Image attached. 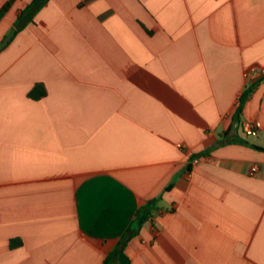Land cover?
Returning <instances> with one entry per match:
<instances>
[{"label": "crops", "instance_id": "crops-1", "mask_svg": "<svg viewBox=\"0 0 264 264\" xmlns=\"http://www.w3.org/2000/svg\"><path fill=\"white\" fill-rule=\"evenodd\" d=\"M33 1L0 0V264L123 237L130 264H264V0H46L16 28Z\"/></svg>", "mask_w": 264, "mask_h": 264}, {"label": "trees", "instance_id": "trees-1", "mask_svg": "<svg viewBox=\"0 0 264 264\" xmlns=\"http://www.w3.org/2000/svg\"><path fill=\"white\" fill-rule=\"evenodd\" d=\"M46 2V0H34L30 5H28L26 7L25 10H23L21 12V14L18 16V20L16 22V28H22L24 27L26 24H28L29 22L32 21L33 19V15L35 14V12L38 10V8L44 4ZM9 7V3L6 4L2 10L0 11V17L7 11ZM248 94V91H246L243 95V97L241 98V104L239 105V107L236 110V117L240 114L241 112V107L243 105L244 99L246 97V95ZM46 95V89L42 84H36L33 89L29 92L28 96L32 99H40L42 97H44ZM230 133L231 132H226L224 135H222V139L218 142V144H216L217 146L220 145H225L228 143H231L233 141H235V139L233 138L230 139ZM240 142H243L245 144H248L246 141L240 139ZM254 149L257 150H263L264 148L255 146V145H251ZM158 199H154V200H150L146 203V205H144L142 208H140L137 212H136V220L138 221V223L143 224L146 220H148V218L150 217L151 213V206L155 205L158 202ZM127 241V238L123 237L122 240L120 241V243L118 244V247L108 255V257L106 258L104 264H107L109 261L115 259L119 261V264H130L127 256L124 253V249H125V242Z\"/></svg>", "mask_w": 264, "mask_h": 264}, {"label": "built area", "instance_id": "built-area-1", "mask_svg": "<svg viewBox=\"0 0 264 264\" xmlns=\"http://www.w3.org/2000/svg\"><path fill=\"white\" fill-rule=\"evenodd\" d=\"M244 76L248 82H256L264 78V67L250 66L245 72ZM240 131L246 137H256L262 130L261 123L259 121H248L244 120L239 123ZM257 168L253 167L252 171L256 172Z\"/></svg>", "mask_w": 264, "mask_h": 264}, {"label": "rangeland", "instance_id": "rangeland-1", "mask_svg": "<svg viewBox=\"0 0 264 264\" xmlns=\"http://www.w3.org/2000/svg\"><path fill=\"white\" fill-rule=\"evenodd\" d=\"M251 138H253V137H251Z\"/></svg>", "mask_w": 264, "mask_h": 264}]
</instances>
